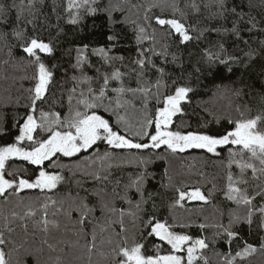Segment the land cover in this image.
<instances>
[{"label": "snow or ice", "instance_id": "1", "mask_svg": "<svg viewBox=\"0 0 264 264\" xmlns=\"http://www.w3.org/2000/svg\"><path fill=\"white\" fill-rule=\"evenodd\" d=\"M97 17L106 18L105 43L69 48L68 67L48 64L57 51L53 39L58 42L67 35L65 26L82 31L88 18ZM44 32L49 33L47 41ZM226 37L232 38L231 51ZM121 48L132 52L125 56L117 52ZM192 50L198 53L195 63ZM0 59L32 69L21 78L29 86L0 101V128L6 131L11 112L16 129L13 140L0 146V202L18 197L24 209L22 214L3 215L0 264H28L27 257L34 255L24 247L27 241L15 259L5 252L15 243L12 223L23 222L26 236L32 219L48 234L60 228L49 215L71 222L84 239L83 245L79 240L76 244L87 264H94V255L100 257L95 264H209L206 250L221 239L228 250L215 252L219 264H243L257 251L245 238V225L249 233L256 231L264 251V93L255 111L246 101L236 104L237 115L225 117L227 126L220 124L222 130L215 133L172 128L174 117L183 114V105L196 92L193 80L199 83L209 74L223 79V72H233V66L253 70L259 65L257 81L233 88L232 95L255 98L257 82L264 90V3L0 0ZM130 112L138 116L135 124ZM211 115L213 120L202 127L220 123V117ZM162 146L172 154L198 149L222 158L221 185L213 184L207 193L200 187H176L171 198L173 207L183 208L185 201L211 204L212 223L198 225L202 232L212 229L211 237L177 231L192 224L158 212L159 193L149 190L157 177L150 170L154 156L148 150ZM15 161L33 168L18 167ZM126 162H135L136 170L126 172ZM171 181L165 170L160 187L172 188ZM64 185L69 187L57 195ZM25 190H38L35 205L24 203L20 193ZM217 196L219 202L213 204ZM41 244L50 252L57 250L47 238ZM55 264H60L59 257Z\"/></svg>", "mask_w": 264, "mask_h": 264}, {"label": "trees", "instance_id": "2", "mask_svg": "<svg viewBox=\"0 0 264 264\" xmlns=\"http://www.w3.org/2000/svg\"><path fill=\"white\" fill-rule=\"evenodd\" d=\"M254 2L260 6L264 3V0H254ZM95 25V26H94ZM65 31L67 35H61L59 41L53 39V43L57 45V51L53 57L48 58V64L52 65L59 62L63 67H68V61L70 57L66 54L69 48H73L75 45L80 43H90V44H103L106 42L105 34L108 32V26L106 18H88L83 26L82 31H76L70 26H65ZM127 35L130 37L131 33L128 32ZM51 36L55 37V31L51 32ZM247 36V33H245ZM44 39L47 41L49 39V33H43ZM212 39L215 40L217 37L214 35ZM227 47L229 51L232 50V38L226 37ZM118 53H122L125 56L131 54L132 49L121 48L117 49ZM74 54V53H73ZM18 55H23L18 53ZM184 55L187 57L188 53L185 52ZM198 58V53L196 50H192L191 60L193 63L196 62ZM95 59V58H94ZM222 69L223 65L220 66ZM233 72H223V79L216 78L209 74L206 78H202L199 83L193 80V85L196 87V92L192 94L191 103L183 105V114L178 115L174 118V124L172 125L173 130H179L183 132L187 131H204L215 133L220 128V124H225L224 120L227 116L235 117L237 113L234 111L236 104L241 102H248L255 111L261 103L260 94L264 93V90L260 88V84L257 82L256 88L257 92L255 98L250 99L248 96H243L237 99L232 95V89L235 87H240L242 84L257 81V76L255 73L259 71V65L253 70H246L241 67L233 66ZM191 71V68H189ZM32 72L31 68L25 67L23 64L14 65L13 63L4 64L3 60L0 59V101L10 92L13 96L18 94V90L22 87L27 88L29 83L27 80L21 79L22 77L28 75L30 76ZM59 77V74H58ZM219 86V87H217ZM6 90H8L6 92ZM247 91V89H245ZM215 93V95H213ZM231 104V107H230ZM63 111V110H62ZM215 114L220 117V123L213 121L208 125V127H202L205 121H212L213 117L211 114ZM12 113H8V121L6 126V131L0 128V146L11 142L16 134V129L13 126L11 120ZM129 119L135 124L138 116L134 112L129 113ZM154 131V129H153ZM152 152L154 156V162L150 165V170L156 175L157 180L150 183V191H156L159 193L155 197V203L158 208V212L165 218L169 220L175 218L176 220L189 222L192 224L190 228L179 229L177 231H183L193 236L194 238L201 235H208L211 237L212 229H206L204 232L198 227L200 223H212V205H204L199 201H185L184 207L172 206V196L173 190L176 187L191 190L194 187H200L204 192H208L213 184L221 185V177L224 174V166L222 164V158L212 156L204 152L203 150L190 149L183 153L172 154L165 150L162 146L160 149L148 150ZM226 156V153H224ZM163 157V158H161ZM18 167H28L33 168L31 165H27L24 161L13 162ZM51 170V169H49ZM135 162L131 164L126 162L125 171H135ZM167 170L168 176L172 178V188H161L160 178ZM167 178H164V183H167ZM69 186H62L57 195L62 194ZM40 195L38 190H25L20 193V197L24 198V203L36 204V197ZM220 197L217 196L213 200V204L219 202ZM18 197H12L8 204L0 202V229L3 228V215H9L12 211L19 214L23 213V207L18 206ZM20 210V211H19ZM39 219V214L36 218ZM49 219H57L62 223V229H51L48 234H44L33 224L32 219L27 221L28 224V234L25 236L23 229V222L16 220L12 223L11 227L15 229L12 233V238L15 243L10 244L5 247L6 253H11V258L15 259L17 256L22 255L24 249L20 248L21 243H24V247L28 248L29 251L33 252L34 255L27 257L28 264H36L37 258L40 264H55L56 258L59 257L60 264H78L81 263L82 259H87L84 255L83 249L76 244L79 240V245L84 244V239L76 235L75 229L73 228L71 222H69L65 217H51ZM227 223V218L224 220ZM245 238L248 239L257 248V251L252 255L248 256L243 264H264V251L260 250L259 237L256 231L253 230L249 233L247 226H244ZM7 236L8 234L5 233ZM264 235V233H261ZM47 238L50 243L56 245L57 250L55 252H50L46 245H42V239ZM153 238H149L147 242V247L149 252L152 249ZM18 248L19 251H12L13 248ZM236 247L235 244L232 246ZM42 252H38L37 249H41ZM105 250L108 248L105 246ZM228 250V246L221 239L218 240L215 245H210V248L206 250V255L209 264H219L218 258L215 252H224ZM51 257V259H50ZM92 260L95 264L100 257L94 255ZM87 264V262H86Z\"/></svg>", "mask_w": 264, "mask_h": 264}, {"label": "rangeland", "instance_id": "3", "mask_svg": "<svg viewBox=\"0 0 264 264\" xmlns=\"http://www.w3.org/2000/svg\"><path fill=\"white\" fill-rule=\"evenodd\" d=\"M178 115H179V114H177V116H178ZM175 117H176V116H175ZM175 117H174V118H175ZM19 211H20V210H19ZM59 223H60V229H62V227H63V226H62V223H61V222H59ZM60 229H59V230H60ZM86 262H87V259H82L81 263H78V264H86Z\"/></svg>", "mask_w": 264, "mask_h": 264}]
</instances>
